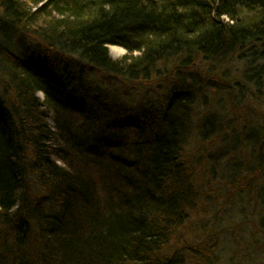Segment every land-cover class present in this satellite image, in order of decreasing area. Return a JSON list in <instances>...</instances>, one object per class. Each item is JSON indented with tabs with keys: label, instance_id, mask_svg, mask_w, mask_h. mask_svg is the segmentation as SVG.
Wrapping results in <instances>:
<instances>
[{
	"label": "trees",
	"instance_id": "1",
	"mask_svg": "<svg viewBox=\"0 0 264 264\" xmlns=\"http://www.w3.org/2000/svg\"><path fill=\"white\" fill-rule=\"evenodd\" d=\"M0 87V264L254 263L264 0H0ZM229 206L238 238L226 210L198 226Z\"/></svg>",
	"mask_w": 264,
	"mask_h": 264
},
{
	"label": "rangeland",
	"instance_id": "2",
	"mask_svg": "<svg viewBox=\"0 0 264 264\" xmlns=\"http://www.w3.org/2000/svg\"><path fill=\"white\" fill-rule=\"evenodd\" d=\"M126 53V51L121 48V47H117V46H110L109 47V54L112 58H120L122 57L124 54ZM112 86L111 87H108L106 84H104L103 86V91H102V95L103 96H107L108 95V98L112 99V96L118 101V104L119 102L121 103H124V104H129L130 106H133V107H137L139 105H144V106H153L155 108H158L160 107L161 105H164V100H165V93H166V89L164 85H161L160 88L157 87V85H152L151 87H135V88H130V87H124L123 85H120L118 82H112ZM0 95H2V89L0 87ZM38 97L42 100V94H38ZM213 102V99L211 100L210 104H215V103H212ZM222 104V103H221ZM222 115V113H221ZM222 118H223V121L225 120L224 119V116L222 115ZM227 118V117H226ZM205 146V145H203ZM217 146V145H216ZM216 146H213L212 148L210 147V151H216V154L218 155V147ZM189 149V152L192 153L194 151H196L197 149L195 147H193L192 145H188L187 146ZM238 154L240 156H243L244 155V151L243 149L239 150L238 151ZM229 159V157H228ZM227 159V161H228ZM239 160V161H238ZM232 161L234 163H236L237 165H243L244 162L243 160L240 158V159H236V158H232ZM230 161V162H232ZM225 164V162H223ZM216 174L218 175V170H216ZM208 185H214V184H208ZM207 186V185H206ZM211 188V186H210ZM216 198H218V193L214 194ZM218 202V201H217ZM235 207H236V204H235ZM209 208V206H208ZM228 208H231L232 209V206H229L226 208H223V207H220V209L218 210V207L216 209H212L210 211V209H208L207 212L205 213H198L196 215V219L199 220V222H197L198 226L200 225V222L202 220V222H209V221H212V225H213V219L216 217L218 219V211H225L224 213H222V216L223 218H228V221H227V226L230 227V229L235 233L234 237L235 239L238 238V236H240V232H239V217H236L235 219L232 217V215H236L235 213H233L232 215L230 213L227 212ZM237 208V207H236ZM241 218V216H240ZM192 225L194 226V224L192 223ZM195 227L197 228L196 224H195ZM210 228V226H208V229ZM198 229V228H197ZM211 229V228H210ZM249 229V228H248ZM247 229V232L250 234L254 231V233L258 232L256 229H253V230H249ZM200 231V229H198ZM246 232V233H247ZM195 234V233H194ZM185 238L186 239H189L186 235H185ZM246 238V237H245ZM248 240V238H246ZM250 241V245L249 247H247L246 249H242V250H238L237 253L240 255L242 253H246L247 252V249L248 248H252V250L250 251V256L251 258L253 259L254 256H255V261L253 264H264V241L260 238H258V240L255 242L253 241L252 239H249ZM242 245V242L240 244V247ZM178 246V245H177ZM235 248V246H234ZM230 249L231 251L234 249ZM229 250V253H226V254H223V256H229L231 255L230 254V251ZM248 253V258L244 261V264H250V259H249V251L247 252ZM246 255V254H245ZM245 255L243 257V260L245 258ZM239 257V256H238ZM238 260V258H237Z\"/></svg>",
	"mask_w": 264,
	"mask_h": 264
},
{
	"label": "bare ground",
	"instance_id": "3",
	"mask_svg": "<svg viewBox=\"0 0 264 264\" xmlns=\"http://www.w3.org/2000/svg\"><path fill=\"white\" fill-rule=\"evenodd\" d=\"M110 46H108V48H109Z\"/></svg>",
	"mask_w": 264,
	"mask_h": 264
}]
</instances>
